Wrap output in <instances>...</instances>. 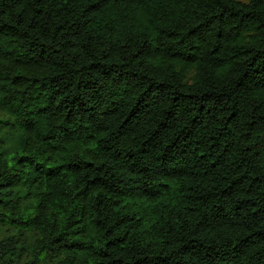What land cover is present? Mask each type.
Masks as SVG:
<instances>
[{
	"label": "trees",
	"instance_id": "obj_1",
	"mask_svg": "<svg viewBox=\"0 0 264 264\" xmlns=\"http://www.w3.org/2000/svg\"><path fill=\"white\" fill-rule=\"evenodd\" d=\"M0 227V264H264V0H0Z\"/></svg>",
	"mask_w": 264,
	"mask_h": 264
},
{
	"label": "rangeland",
	"instance_id": "obj_2",
	"mask_svg": "<svg viewBox=\"0 0 264 264\" xmlns=\"http://www.w3.org/2000/svg\"><path fill=\"white\" fill-rule=\"evenodd\" d=\"M238 1H241V2H244V3L248 2V0H238ZM13 233L14 232L11 229H9V228L0 227V239L6 237L9 234H13ZM17 235H19V233H17ZM22 237L25 239L24 241L26 242L25 243V247L26 248H29L33 244V242L35 240V236L30 234V233H25ZM27 254L28 253L25 252V255L22 258L21 264H27V262L29 261L30 258H29V256H27ZM43 264H49V263L45 262Z\"/></svg>",
	"mask_w": 264,
	"mask_h": 264
}]
</instances>
